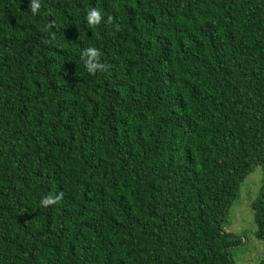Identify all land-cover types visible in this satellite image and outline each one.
<instances>
[{"label": "trees", "instance_id": "trees-1", "mask_svg": "<svg viewBox=\"0 0 264 264\" xmlns=\"http://www.w3.org/2000/svg\"><path fill=\"white\" fill-rule=\"evenodd\" d=\"M39 3L0 0V264H234L257 164L264 241V0Z\"/></svg>", "mask_w": 264, "mask_h": 264}, {"label": "rangeland", "instance_id": "rangeland-1", "mask_svg": "<svg viewBox=\"0 0 264 264\" xmlns=\"http://www.w3.org/2000/svg\"><path fill=\"white\" fill-rule=\"evenodd\" d=\"M263 189L262 169L255 165L239 182L236 196L223 217V229L234 235L237 243L228 248L234 264H257L264 254V241L255 235L251 203Z\"/></svg>", "mask_w": 264, "mask_h": 264}, {"label": "clouds", "instance_id": "clouds-1", "mask_svg": "<svg viewBox=\"0 0 264 264\" xmlns=\"http://www.w3.org/2000/svg\"><path fill=\"white\" fill-rule=\"evenodd\" d=\"M40 9V3L39 0H30V11L35 15ZM102 20L101 12L95 8L91 9L86 16V21L89 26H95L99 24ZM108 21H112V17H108ZM100 56L101 53L99 49L95 47H89L83 50L81 53V60L84 63V67L86 71L91 74L95 75L97 71H104L105 70V64L100 62ZM62 194L60 196H46L41 200V205L43 207H48L50 205H53L58 202V200L61 198Z\"/></svg>", "mask_w": 264, "mask_h": 264}]
</instances>
